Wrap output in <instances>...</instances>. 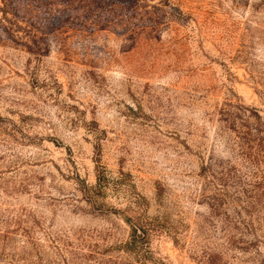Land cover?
Returning a JSON list of instances; mask_svg holds the SVG:
<instances>
[{"label":"rangeland","instance_id":"obj_1","mask_svg":"<svg viewBox=\"0 0 264 264\" xmlns=\"http://www.w3.org/2000/svg\"><path fill=\"white\" fill-rule=\"evenodd\" d=\"M258 120L264 0H0V264H264L205 169Z\"/></svg>","mask_w":264,"mask_h":264},{"label":"trees","instance_id":"obj_2","mask_svg":"<svg viewBox=\"0 0 264 264\" xmlns=\"http://www.w3.org/2000/svg\"><path fill=\"white\" fill-rule=\"evenodd\" d=\"M254 114L256 117L261 118L257 110L254 111ZM246 128L248 130L239 132L241 133L240 137L243 140V144L249 150L256 147L254 155L247 152V161L258 166L259 161L264 162V128L259 120L246 126ZM252 135L255 137L252 138ZM250 143H253L254 146ZM210 168L211 164L205 166L206 174L212 178V181L207 182V184L209 188L214 190L210 206L215 210L233 203L232 216L229 217L224 212L226 225L236 230L241 228L242 232L252 234L257 240H259V237L264 240V171L261 181L252 183L243 181L238 177L234 178L227 169L216 173ZM208 186L206 185V187ZM229 187L234 188L232 194H228ZM105 188L106 176L104 167L97 162L96 183L90 187V190L96 192L105 190ZM132 231L133 234L140 231L142 236L145 235L144 231L136 225H133Z\"/></svg>","mask_w":264,"mask_h":264}]
</instances>
